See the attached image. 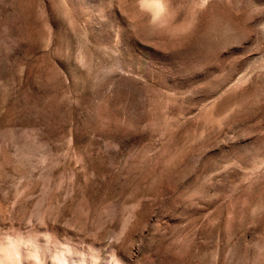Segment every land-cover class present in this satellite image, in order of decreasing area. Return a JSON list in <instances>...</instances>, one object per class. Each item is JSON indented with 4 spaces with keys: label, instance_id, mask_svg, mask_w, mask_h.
<instances>
[{
    "label": "rangeland",
    "instance_id": "obj_1",
    "mask_svg": "<svg viewBox=\"0 0 264 264\" xmlns=\"http://www.w3.org/2000/svg\"><path fill=\"white\" fill-rule=\"evenodd\" d=\"M0 0V264H264V0Z\"/></svg>",
    "mask_w": 264,
    "mask_h": 264
},
{
    "label": "clouds",
    "instance_id": "obj_2",
    "mask_svg": "<svg viewBox=\"0 0 264 264\" xmlns=\"http://www.w3.org/2000/svg\"><path fill=\"white\" fill-rule=\"evenodd\" d=\"M147 7L154 9L158 14L162 13L164 10L163 0H155L154 3L147 5Z\"/></svg>",
    "mask_w": 264,
    "mask_h": 264
}]
</instances>
